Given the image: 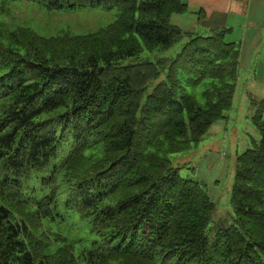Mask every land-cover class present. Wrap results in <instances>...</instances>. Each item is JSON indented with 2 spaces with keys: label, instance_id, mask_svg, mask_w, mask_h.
<instances>
[{
  "label": "trees",
  "instance_id": "1",
  "mask_svg": "<svg viewBox=\"0 0 264 264\" xmlns=\"http://www.w3.org/2000/svg\"><path fill=\"white\" fill-rule=\"evenodd\" d=\"M26 1L118 15L49 37L0 19V264H264V98L249 101L260 138L235 157L233 222L212 237L215 203L171 160L232 106L240 47L228 30H180L184 0ZM183 39L173 57L129 61ZM199 85L197 99L187 88ZM61 194L101 237L78 254L50 230Z\"/></svg>",
  "mask_w": 264,
  "mask_h": 264
},
{
  "label": "rangeland",
  "instance_id": "2",
  "mask_svg": "<svg viewBox=\"0 0 264 264\" xmlns=\"http://www.w3.org/2000/svg\"><path fill=\"white\" fill-rule=\"evenodd\" d=\"M117 15L116 8L110 10L102 7L51 9L43 3L26 0L7 1L0 7V19L9 26L28 27L44 37L55 36L62 32L74 35L93 33L112 23ZM180 27L184 30L183 26L179 25V29ZM185 41L186 39L181 40L165 53L143 51L129 61L146 59L154 61L158 56L173 57ZM239 73L241 84L239 82L237 84L235 97L230 110L226 112V118L213 124L195 148L186 153L171 156L173 164L182 167L180 175L197 181L215 203L213 223L211 222L208 232L210 237L214 235L216 226L232 224L230 193L234 178L235 157L251 148L252 139L258 141L260 138L250 119L252 106L246 98V91L250 86L249 75L252 77L255 74L257 76L255 80H258L263 79L264 74L251 72L246 73L247 77H245V74L240 71ZM163 77L161 75L152 81L147 91L151 90L152 86ZM258 85L260 89H263L264 80ZM202 86L199 85L195 89L188 87L187 91L199 99V94L203 90ZM260 98H264V95H260ZM64 199V194H61L57 210L58 218L50 230L51 233L60 234L66 238V243L72 244L74 253L78 254L92 242L100 241L101 237L92 232L87 219H81L67 211L68 209L63 206Z\"/></svg>",
  "mask_w": 264,
  "mask_h": 264
},
{
  "label": "crops",
  "instance_id": "3",
  "mask_svg": "<svg viewBox=\"0 0 264 264\" xmlns=\"http://www.w3.org/2000/svg\"><path fill=\"white\" fill-rule=\"evenodd\" d=\"M187 12L171 16L173 25L183 26L184 32L207 33L212 28L227 29L226 40L239 44L240 72L264 74V0H184ZM260 49V50H257ZM253 67V68H249ZM242 70V71H241ZM250 86L246 98L260 100L264 88L258 85L263 79L249 75ZM256 84V85H255Z\"/></svg>",
  "mask_w": 264,
  "mask_h": 264
}]
</instances>
